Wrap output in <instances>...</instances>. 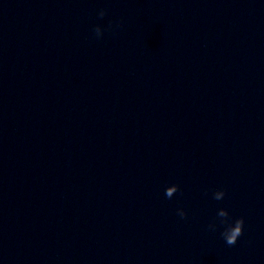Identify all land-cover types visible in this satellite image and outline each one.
<instances>
[{"label":"clouds","instance_id":"obj_1","mask_svg":"<svg viewBox=\"0 0 264 264\" xmlns=\"http://www.w3.org/2000/svg\"><path fill=\"white\" fill-rule=\"evenodd\" d=\"M107 14L106 9H100L98 12L99 17L103 18ZM123 26L122 21L119 22H109V25L107 28L102 27L101 25L97 24L93 27L92 31L95 35V38L101 39L104 35L105 31H111L113 28H120ZM179 190V185L173 184L171 186H168L165 189V196L169 199H171ZM226 195L225 190H216L212 193L213 199L220 201L223 200ZM177 214L182 218L187 217V213L184 209H178ZM217 217L220 218V224L224 226L223 231L221 232V236L223 237L225 243L228 246H234L236 245L238 239L243 235L244 233V218L240 217L235 219L234 221L230 217V214L226 208H220L217 211ZM217 228V225L215 223H210L208 225V229L211 231H215Z\"/></svg>","mask_w":264,"mask_h":264}]
</instances>
